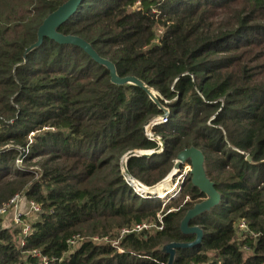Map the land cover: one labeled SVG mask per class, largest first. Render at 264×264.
I'll use <instances>...</instances> for the list:
<instances>
[{
	"label": "trees",
	"instance_id": "16d2710c",
	"mask_svg": "<svg viewBox=\"0 0 264 264\" xmlns=\"http://www.w3.org/2000/svg\"><path fill=\"white\" fill-rule=\"evenodd\" d=\"M66 1L0 0V206L22 193L41 208L23 246L17 227L0 229V264H40L34 249L46 264H166L160 248L194 239L179 223L205 195L189 174L163 208L129 189L120 157L159 148L143 126L163 111L80 46L37 43L42 21ZM55 31L83 40L168 108L151 128L163 159L131 155L129 175L152 186L183 149L203 153L221 199L191 220L204 237L173 264H264V0H82ZM38 158L37 173L29 164ZM159 212L162 229L123 235L122 253L90 240L157 222ZM75 234L83 240L70 248Z\"/></svg>",
	"mask_w": 264,
	"mask_h": 264
},
{
	"label": "water",
	"instance_id": "95a60500",
	"mask_svg": "<svg viewBox=\"0 0 264 264\" xmlns=\"http://www.w3.org/2000/svg\"><path fill=\"white\" fill-rule=\"evenodd\" d=\"M81 1L82 0H67L55 11L47 15L37 30V43H40L43 37H47L54 39L59 43L76 44L80 46L85 52H87L96 62L103 64L108 68L111 80L114 83L123 84L126 82H132L134 84H138L147 92L150 98H152L156 102V90L148 87L147 85H144L134 77L118 78L115 74L113 64L110 61L97 56V54L91 49V47L83 40L76 36H64L55 31V28L59 24L64 22L69 16H71L75 12ZM156 104L163 111V113L166 114V110H164L163 106H161L158 102H156ZM138 155L146 156L147 154L140 153ZM248 160H250V158H248ZM186 162H189V165L191 166V169L189 170V175L192 185L198 188L200 192L205 195V199L199 203H196L195 205H193L192 208L187 210L179 223L180 232L183 234L193 235L194 239L191 242H171L163 245L160 248L161 252L168 255V260L166 264L174 263L177 250L193 247L202 241L204 237L203 230L199 226H191L190 222L194 217L198 216L199 214L210 211L214 206L219 203L221 199L220 194L217 192L213 183L207 177L203 153L193 146L183 149L176 156L175 167H178L180 164ZM153 188L155 187H146V190L151 191Z\"/></svg>",
	"mask_w": 264,
	"mask_h": 264
},
{
	"label": "rangeland",
	"instance_id": "374dc122",
	"mask_svg": "<svg viewBox=\"0 0 264 264\" xmlns=\"http://www.w3.org/2000/svg\"><path fill=\"white\" fill-rule=\"evenodd\" d=\"M251 25H254V23L251 24ZM160 33H161L160 30L157 31V37L160 35ZM252 34H255V33H252ZM157 96H158V93L156 94L155 99H156V102H158L160 104ZM152 101L155 102L153 99H152ZM160 105L163 106L164 110H166V114H167L166 117L168 119V108L166 106L162 105V104H160ZM150 121L154 122V124L157 123V125H158V124H165L167 120L165 122L158 123V122H156V121H158V118L157 117H153L152 119L149 120V122H147L143 126L144 135L152 137L153 140L157 142L159 148L156 151H153V150H149V151H147V150H136V149L125 151L120 157V162H121L120 169H121V172H122V176H123V173H125L126 160H127V158L129 156H131V154L138 155L140 153H142V154L145 153V154H147L146 157H150V158L155 157L156 158V159H153V162L154 161L158 162V160L163 159L164 155H162V154L164 153V147L165 146L163 144L162 139L152 132L151 128L154 125L150 126V124H149ZM32 136L33 135L31 133L29 135V144L32 142V138H31ZM27 152H28L27 148L25 150L20 151L19 156L16 158L15 164H16V166L18 168H21L23 166L24 155H26ZM18 160H20V161L18 162ZM40 160L41 159L38 158V159H35L34 161H32L31 164H29V168L38 173L39 172V166L37 165V163ZM175 164H176V160H175L174 164L170 167V170H169L168 174L163 179H161L159 182H157L156 184L152 185L154 187H157V186L161 185L162 183H165L166 184L165 187H170V189L167 191L166 195L161 196L156 191H154V192L153 191H148V193H146L145 191L142 192V191H139L134 185H132L130 183L128 185L129 189L139 198L159 199L161 201V203H162L161 208H163L164 204H166L167 202H170L173 198L178 197L179 191H180V188H181V184L184 181L185 177L189 174V170L191 169V166L188 164V162L182 163L178 167H175ZM174 170H175V172L172 174V172ZM169 176H170V179L168 180ZM35 177L38 178V175H35ZM131 179H133L137 183L142 184L136 178H131ZM152 186H145V187H152ZM165 187L162 188V190L165 189ZM173 194H175V195H173ZM25 201L27 203L26 202L23 203V205H21V207L19 208L20 214H21V221L30 224L31 222H33L34 220L37 219L39 214H36V213L32 212L28 208V201L29 200L25 199ZM157 215L161 216L160 212L157 213ZM4 220H3V222L5 224L4 228H8V230L10 232H12V230L14 229V226H13V223L8 222L9 216L5 217ZM124 229H128V228H124ZM122 230L116 231L113 238H108L107 237V239H108L107 244L112 245L113 243H115V245L117 246V244H119V241H120V239L123 236ZM104 237H106V236H104ZM104 237L102 236V237H98V238H104ZM94 243H97V242H94Z\"/></svg>",
	"mask_w": 264,
	"mask_h": 264
},
{
	"label": "built area",
	"instance_id": "2783aa9c",
	"mask_svg": "<svg viewBox=\"0 0 264 264\" xmlns=\"http://www.w3.org/2000/svg\"><path fill=\"white\" fill-rule=\"evenodd\" d=\"M166 116L167 114L163 113L162 115L157 117L158 121L156 122L158 123L165 122L167 119ZM149 124L150 126L157 125V123L154 124V122H151V121ZM146 137L150 140H153L152 137H149V136H146ZM19 161L20 160H18V162ZM131 178L133 177L127 173L126 168H125V173H123V179L125 183L127 185H129L130 183L134 185L139 191H142V192L145 191L146 193H148L144 185L135 182ZM25 202H26L25 196L22 193H16L7 202L3 203L0 206V229L4 227L5 225L3 222L4 218L9 216L8 222L13 223V226L19 229L18 242L20 246H23L25 244V239L31 232L30 224L21 221V214H20L19 208ZM28 208L36 214L40 213L41 211L40 206L33 201H28ZM162 226H163L162 218L161 216L157 215V222H143L140 224H135L129 229H123L122 234L126 235L129 233H140L144 230L146 231L161 230ZM237 227L241 230H245L247 226H246V223L243 220H241L237 224ZM82 240L83 238L79 234H75L67 240V244L70 248H74L77 246L78 242ZM90 240L92 242H97L99 244L107 243L108 241L107 237L98 238L97 236L91 237ZM112 246L116 248V251L118 253H122V249L118 246V244L116 246L115 243H113ZM28 254L32 256L33 258H38L40 260V264H46L47 262L46 257L41 255V253L36 249L29 251Z\"/></svg>",
	"mask_w": 264,
	"mask_h": 264
},
{
	"label": "bare ground",
	"instance_id": "6f19581e",
	"mask_svg": "<svg viewBox=\"0 0 264 264\" xmlns=\"http://www.w3.org/2000/svg\"><path fill=\"white\" fill-rule=\"evenodd\" d=\"M174 172H175V170L172 172V174ZM170 176L168 177V180L170 179ZM165 186H166V184L162 183L161 185L153 188L151 191H153V192L156 191V192H158L159 195L164 196V195H166L167 191L170 189V187H165ZM164 187H165V189L162 190V188H164ZM173 195H175V194H173Z\"/></svg>",
	"mask_w": 264,
	"mask_h": 264
}]
</instances>
